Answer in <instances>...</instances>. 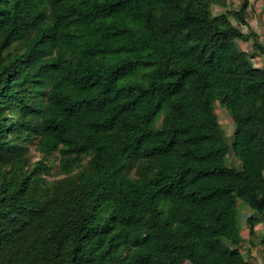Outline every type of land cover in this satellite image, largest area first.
Wrapping results in <instances>:
<instances>
[{"label": "trees", "instance_id": "16d2710c", "mask_svg": "<svg viewBox=\"0 0 264 264\" xmlns=\"http://www.w3.org/2000/svg\"><path fill=\"white\" fill-rule=\"evenodd\" d=\"M216 1L0 0V264H251L237 202L253 235L264 67L235 39L264 48L229 19L246 26L249 0Z\"/></svg>", "mask_w": 264, "mask_h": 264}, {"label": "rangeland", "instance_id": "374dc122", "mask_svg": "<svg viewBox=\"0 0 264 264\" xmlns=\"http://www.w3.org/2000/svg\"><path fill=\"white\" fill-rule=\"evenodd\" d=\"M242 0H217L210 5L212 14H219L226 12L231 9L239 8ZM231 22L237 26L242 32L248 33L252 32L256 34V40L258 45L264 48V9L262 0H249V7L247 9L245 19L247 22L246 26L237 24L232 17L229 16ZM253 37L246 41L241 39H235L237 47L248 53L250 61L258 67H264V53L261 52L259 48L253 47ZM22 47V44H14L8 49L9 53H13ZM214 113L217 117L218 122L222 130L226 135V140L230 144L233 139V123L226 110V108L219 103H215L213 106ZM27 154L29 155L31 164H34L37 160L41 158V152L38 150L36 141L33 139H27L25 141ZM88 157L83 159V165L87 167ZM47 169L41 172V175L46 178L47 181L56 180L64 174L60 169V153L58 150L52 152L43 161ZM226 163L230 166H234L237 169L241 168L240 161L232 154H229L226 159ZM77 170L74 168L73 173ZM129 175L133 177L134 170L129 171ZM239 207V226L241 229V234L243 236L242 241V253L244 257L251 264H264V255L261 251L260 237L264 234V225L258 224L255 226L254 234H249L248 224L246 222V217L255 214V211L249 206L242 204L240 201L237 202ZM184 264H190L186 262Z\"/></svg>", "mask_w": 264, "mask_h": 264}, {"label": "crops", "instance_id": "0c3cea01", "mask_svg": "<svg viewBox=\"0 0 264 264\" xmlns=\"http://www.w3.org/2000/svg\"><path fill=\"white\" fill-rule=\"evenodd\" d=\"M238 39V38H237Z\"/></svg>", "mask_w": 264, "mask_h": 264}]
</instances>
